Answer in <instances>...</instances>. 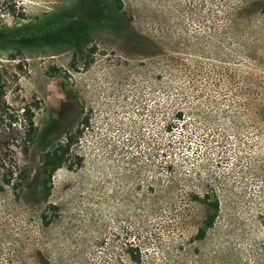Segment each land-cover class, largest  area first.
Returning a JSON list of instances; mask_svg holds the SVG:
<instances>
[{"label":"rangeland","instance_id":"1","mask_svg":"<svg viewBox=\"0 0 264 264\" xmlns=\"http://www.w3.org/2000/svg\"><path fill=\"white\" fill-rule=\"evenodd\" d=\"M121 1L122 29L110 0L0 10V29L62 20L0 39V93L37 125L0 144V264H264V0Z\"/></svg>","mask_w":264,"mask_h":264},{"label":"trees","instance_id":"2","mask_svg":"<svg viewBox=\"0 0 264 264\" xmlns=\"http://www.w3.org/2000/svg\"><path fill=\"white\" fill-rule=\"evenodd\" d=\"M94 1V0H93ZM18 2L17 0H0V10H6L9 13H11L14 16H22V12H18ZM110 19L111 20V26L114 29H118L121 27V29L124 26L123 20L115 19L117 18L118 13L123 8V3L121 0H110ZM105 11L104 13H106ZM115 17V18H114ZM107 18V16H106ZM62 20L60 17H57L52 21V24H50L48 27L42 25V26H27L22 29H0V39L1 40H16L19 37H41L46 35L48 32L56 30L61 27ZM110 23V22H109ZM81 30L83 28H80ZM84 31H86V28H84ZM61 30H59V33ZM23 117L25 119L24 121V131H21L17 128V122L18 117L20 116L19 112L17 110L9 111L11 110L10 105L5 101L4 94L0 93V144L3 143V139H8V142H6L4 145L6 148L10 150L11 153L14 152V145L12 142H10V139H16L18 137H21L23 134V148L27 149L34 141V138L37 134V125L35 123L34 119V110L31 107V105H26L23 108ZM9 122H8V120ZM75 141V136L68 135L67 140L64 144L62 142L58 143V145L55 147L54 150H48L42 155V166H43V173L45 175V180L43 183V188L46 193V197H48L51 193V178L52 174L60 168L64 163L67 161V153L69 152L72 144ZM14 156L11 155V164L14 162ZM195 199L198 201L203 202L209 209V214L207 215L206 219L203 222V226L199 229V232L197 234V237L202 239L205 237L207 233V229L212 227L215 223L217 213L220 210V202L216 194H205L203 197L196 195ZM55 208V207H54ZM45 223L49 224L50 220H47V218L44 216Z\"/></svg>","mask_w":264,"mask_h":264}]
</instances>
